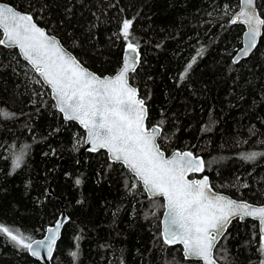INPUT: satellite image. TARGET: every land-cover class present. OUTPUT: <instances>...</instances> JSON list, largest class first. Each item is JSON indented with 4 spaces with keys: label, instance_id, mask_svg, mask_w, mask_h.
<instances>
[{
    "label": "trees",
    "instance_id": "trees-1",
    "mask_svg": "<svg viewBox=\"0 0 264 264\" xmlns=\"http://www.w3.org/2000/svg\"><path fill=\"white\" fill-rule=\"evenodd\" d=\"M1 1L28 12L100 75L118 69L123 45L135 43L140 61L129 81L147 105V124L161 127L160 148L202 155L212 188L264 203V155L242 158L264 153V25L253 54L233 63L243 27L229 22L228 11L238 0ZM256 3L264 19V0ZM0 110L10 114L0 116V225L36 239L64 211L51 264H201L162 241L161 199H149L105 151L79 154L83 130L62 118L17 50L1 45ZM23 145L24 161L13 170ZM260 245L256 223L235 219L214 257L261 264ZM0 264L41 263L0 233Z\"/></svg>",
    "mask_w": 264,
    "mask_h": 264
},
{
    "label": "snow or ice",
    "instance_id": "snow-or-ice-1",
    "mask_svg": "<svg viewBox=\"0 0 264 264\" xmlns=\"http://www.w3.org/2000/svg\"><path fill=\"white\" fill-rule=\"evenodd\" d=\"M230 22H239L247 27L248 46L241 49L247 56L256 47L264 25L254 0H240V11ZM131 23L129 20L123 22L125 39L129 36ZM0 31V45L19 49L32 69L50 87L52 99L56 101L54 106L63 113L65 120L77 121L86 130L85 142L91 145L89 150H106L112 160L122 163L134 175L151 197H163L165 244H182L186 258L214 264L213 248L227 224L235 217H251L258 221L260 250L264 252V206L210 195L207 177L200 180L186 178L190 172L203 171V162L194 159L189 152H176L170 158L165 157L156 143L157 129L145 127L144 101L137 97V90L129 85L126 78L138 55L131 61L126 58L123 69L114 77L101 78L83 68L54 37L46 35L33 22L31 15L22 14L6 4H0ZM127 51L136 53L137 48L128 43ZM9 115L0 110V116L7 118ZM28 148V145H23L13 154V170L21 166ZM257 155L264 153L242 154V158L252 160ZM60 227L61 222L57 221L54 229H48L51 235L43 240L23 236L19 230L14 234L3 225H0V233L6 234L34 256L40 255V248H46L48 257H51ZM33 245H36L35 250Z\"/></svg>",
    "mask_w": 264,
    "mask_h": 264
},
{
    "label": "water",
    "instance_id": "water-1",
    "mask_svg": "<svg viewBox=\"0 0 264 264\" xmlns=\"http://www.w3.org/2000/svg\"><path fill=\"white\" fill-rule=\"evenodd\" d=\"M0 4H6V5L12 7L14 10H16V11L22 13V14H29L28 12L23 11V10H21V9H19V8H16V7H14L13 5H11V4H9V3L5 2V1H1V0H0ZM254 5H255V8H256L257 14L260 15V12H259L258 7H257L256 0H254ZM239 11H240V0H238V7H237V9H236V10L234 11V13L230 16V18H229V22H230L232 19L235 18V14L238 13ZM29 15H30V14H29ZM260 16H261V15H260ZM261 18H262V17H261ZM33 22H34L39 28H41L42 30H44L45 33H46V35H48L49 37H54V38L56 39V41L59 43V45L65 50V52H67L68 54H70L71 56H73V57L77 60V62H78L83 68H85L88 72H90V73H92V74H94V75H96V76H98V77H101V78H104V77H114V76H115L120 70L123 69L126 58L129 59V60L131 61V59H132L133 57H136V56L138 55V59L135 61V63H133V65H132V69H130L129 72L126 74V78H127V80H128L129 85L137 90V97H138L139 99H142V98L138 95V89H137L134 85H132V84L130 83V81H129V76H130V74L133 73V72L137 69V67H138V65H139V61H140V51H139V47H138L135 43H133V44H134V46H136V48H137V52H136V53H130V52L127 51V44H128V43H132V42L125 43V44L123 45V50H122V62H121V65L119 66V68L116 69V70H115L113 73H111V74H103V75H100V74H97V73H95L94 71L90 70V69H89L88 67H86L85 65H83V64H82V63H81V62L75 57V55H74L70 50H68L65 46L62 45V43L59 41V39H58L55 35L49 33L44 27H42V26H40L38 23H36V21H34V19H33ZM230 23H231V22H230ZM232 24H233V23H232ZM235 24L241 25V26L243 27V31H242V33H241V39H240V46H239V48L234 52V54H233V56H232V61H233V60H236V61H237L236 63H238V62H241V61H243V60L248 59V58L253 54V52L255 51V49H256L257 46H258V43H259V40H260V37H261V36H260V37H257L256 47H255V48H252L251 51L249 52V54H248L247 56H244V55L242 54V52H241V49H244V48H246V47L248 46V38H247V36L245 35V33H246V31H247V27H246L244 24L239 23V22H237V23H235ZM262 30H263V25L261 26V35H262ZM0 32H1V38H2V31H0ZM1 46L6 47V48H15V49L17 50V52H18L20 58H21V59H22V60H23V61H24V62H25L30 68H31V70L36 74V76L39 78V80L44 84V86H46V87L49 89L50 97H51V99H52V96H51V89H50V87H48V86L43 82V80L41 79V77L39 76V74L36 73V72L32 69V66L27 62V60L24 59V57H23V55L20 53L19 49L16 48V47H14V46H12V47H9V46H7V45H1ZM52 100H53V99H52ZM142 100H143V99H142ZM143 101H144V100H143ZM53 103H54V105H55V104H56V101L53 100ZM144 107H145V109H146V119H145V121H144L145 127H146L147 129H149V130L157 129V131H158V135H157V137H156V143H157V145L159 146L157 140H158V137L160 136V133H161V127H160L159 125H157L156 123L147 124L148 108H147V105L145 104V102H144ZM55 108H56V110L62 115V118L65 120L63 113H61V112L58 110L57 107H55ZM65 121L76 123L77 126H79V127L83 130V132H84V134H83V145H82V147H81V149H80V151H79V154H81V153H83V152H86V151H87V152H93V151H90V150H89L90 147H91V145H90L89 143H86V142H85L86 139H87V133H86V130H85V129H84V128H83V127L77 122V121H68V120H65ZM159 147H160V146H159ZM160 149H161V148H160ZM98 151H105L106 156H107V158H108V160H109L110 162H112V163H118V164H120V165L123 166L122 163L112 160V159L110 158V156H109V154L107 153L106 150H104V149H100V150H98ZM98 151H95V152H98ZM161 151L164 153L165 157H167V158H170V157H171L174 153H176V152H180V153L189 152V153L192 154V157H193L194 159H197V160H199V161H202V162H203V171H200V172H190V173L187 174V177H186V178L189 179V180H200V179H203V178L207 177V179H208V186H209V188L211 189V193H210V195H220V196H222V197L230 198V199H232V200H235V201H237V202H241V201H242V202H247V203H249V204H251V205H253V206H264V203H262V204H254V203H251V202L246 201V200H243V199H237V198H234V197L230 196L229 194H227V193H225V192L218 191V190H215L214 188H212V186L210 185L209 178H208L207 174L204 173V160H203L202 155H195V154H194L191 150H189V149H175V150H172V151H170V152H168V153H166V152H165L164 150H162V149H161ZM95 152H93V153H95ZM60 164H66V163H65L63 160H61V161H60ZM123 167L128 171V173H129L131 176L134 177V175H133V174H132V173H131V172H130L125 166H123ZM134 178H135V177H134ZM135 180H136V178H135ZM136 181H137V180H136ZM51 182H52V180L49 182V185H48V192H49L50 194H53V191H52V188H51ZM138 183H139V185L141 186L142 190L144 191V189H143V185H142L140 182H138ZM144 193H145V195H146L149 199H153V198H159V199H161V200H162V204L164 205L165 201H164L163 197H151L149 193H147V192H145V191H144ZM165 211H166V209L163 207V209H162V213H161V217H160V221H159V232H160V236H161V239H162L163 242H164V239H163V233H164V229H165V219H166V218H165V215H164ZM235 219H238L239 221H244V220H246V219H249V220L254 221V222L256 223V225H257V233H258L259 238H260L258 221L254 220V219L251 218V217H245V218H243V219H241L240 217H235V218H232V219H231V222H232L233 220H235ZM57 221H60V222H61V227H60L59 236H58V238H57V240H56V243H57V241H58V239H59V237H60V234H61L62 227H63V225L65 224V222L67 221V215H66V213H65L64 211H61V212L59 213L58 217L56 218V220H55L52 224L46 226L45 231H44V233H43V235H42L41 237L36 238V239H34V240H43L46 236H50L51 233L48 231V229H49V228H53V229H54V228H55V225H56V223H57ZM231 222H230V223H231ZM230 223L227 224L226 228H225L224 231H223V234L220 235L219 238L217 239V241H216V243H215V247H216L217 243L221 240V238L223 237V235L226 233V230H227L228 226L230 225ZM260 241H261V238H260ZM167 245H169V244H167ZM171 245H179V246L181 247L182 255H183V257H184L185 259H187V260H195V261H199L201 264H204V262H203L202 260H198L197 258H193V257H188V258H186V256H185V252H184V249H183V245H182V244L177 243V244H171ZM55 246H56V244H55L54 247H53V252H54ZM215 247L213 248L212 258H213V260H214V264H219V262H218V261L215 259V257H214V250H215ZM33 249H34V250L36 249V245H33ZM26 250H27V249H26ZM39 251H40V255H39V256H34V255L31 254L30 251L27 250V252L29 253V255L32 256L33 258H35L36 260H38L41 264H51L52 256H51V257H48L46 248H40ZM53 252H52V255H53Z\"/></svg>",
    "mask_w": 264,
    "mask_h": 264
},
{
    "label": "rangeland",
    "instance_id": "rangeland-1",
    "mask_svg": "<svg viewBox=\"0 0 264 264\" xmlns=\"http://www.w3.org/2000/svg\"><path fill=\"white\" fill-rule=\"evenodd\" d=\"M229 16H231L233 13H234V11H232V9H230L229 11ZM230 18V17H229ZM77 144H78V146H81V145H83V138H81L78 142H77ZM133 177V176H132ZM134 178V177H133ZM134 181H136L135 180V178H134ZM138 182V181H137ZM162 209H163V204H162Z\"/></svg>",
    "mask_w": 264,
    "mask_h": 264
}]
</instances>
